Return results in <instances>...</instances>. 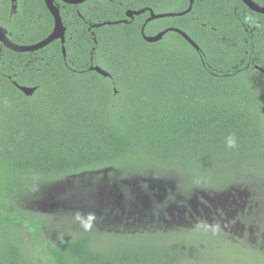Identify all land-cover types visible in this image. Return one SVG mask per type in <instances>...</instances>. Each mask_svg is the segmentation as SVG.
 <instances>
[{
  "label": "trees",
  "instance_id": "obj_1",
  "mask_svg": "<svg viewBox=\"0 0 264 264\" xmlns=\"http://www.w3.org/2000/svg\"><path fill=\"white\" fill-rule=\"evenodd\" d=\"M56 3L66 57L61 41L32 53L0 45V264H264V15L242 0H195L188 15L146 28L178 27L197 50L175 33L148 43L145 15L116 23L144 7L184 12L189 0ZM11 13L12 0H0V25L16 44L53 32L44 0H18ZM15 82L37 91L27 97ZM150 179L172 190L163 206L158 190L150 195L163 220L114 226L113 193L139 207L131 189L149 192ZM241 192L245 238L207 223L225 210L206 197ZM194 199L210 212L169 221ZM47 202L66 207L47 213Z\"/></svg>",
  "mask_w": 264,
  "mask_h": 264
},
{
  "label": "rangeland",
  "instance_id": "obj_2",
  "mask_svg": "<svg viewBox=\"0 0 264 264\" xmlns=\"http://www.w3.org/2000/svg\"><path fill=\"white\" fill-rule=\"evenodd\" d=\"M173 11V9L164 7V10L162 8L159 9L157 14H167L172 13ZM169 38H173V36L169 35ZM144 183H147L149 185V192L143 193L141 187L135 185L131 189L133 193L139 192L140 194H142L139 207L134 206L131 201L128 202L130 199L123 196L119 191L113 193V199L111 203L115 206V210L119 212L116 217L113 215L111 216V218L114 219V221H111L114 226L121 227L122 225H125L127 227L138 229L139 226L145 227L149 223L160 222L163 220V215L154 214L156 210L154 209L155 202L150 201V195H152V192H154L155 190H158L160 192V195L154 198H156L155 201H157L160 206H163L164 198H166V196L172 190H170V188H162L156 185L153 179L144 181ZM182 196H179V198H183ZM242 198V192L239 193V195L237 196H232L229 194L225 198H223L222 201H219V203L216 204L211 202L212 198L206 197V199L214 209L218 210V208H221L225 210V215L223 217H221L220 219L217 217V219H215V217L218 216V213H215V217L211 218L210 216V219H208L209 221H207V223L210 224L212 221L218 223L221 221L223 227L232 235L245 238V235L248 230L247 227L243 224V214L245 212V205L241 204V202L243 201ZM182 200H185V197ZM44 206V212L54 213L62 208H65L66 203L47 202ZM189 207L190 208L182 209L178 213V215L170 213L169 221L174 224L190 225L191 222H196L195 218L200 216L201 211L205 213L210 212V209L202 207L200 201H198L197 199L192 200ZM187 209H190L191 212H188ZM176 211L178 212V210ZM104 212V208L99 207L97 210V218L102 217L104 215ZM79 226L80 225H70V228Z\"/></svg>",
  "mask_w": 264,
  "mask_h": 264
},
{
  "label": "water",
  "instance_id": "obj_3",
  "mask_svg": "<svg viewBox=\"0 0 264 264\" xmlns=\"http://www.w3.org/2000/svg\"><path fill=\"white\" fill-rule=\"evenodd\" d=\"M60 1L63 2L64 4H67V5H82L89 0H60ZM242 1L253 12L264 15V6H260L254 0H242ZM44 2L46 4L50 14L54 18L53 32L46 39H44L43 41L38 42L36 44L19 45V44L12 42L9 38L8 30L5 29L3 26H0V43L4 47H6L7 49H9L13 52H16V53H32V52L42 50V49L48 47L49 45H51L52 43H54L56 41H61L63 44L64 56L65 57L67 56V50L65 47L67 27L64 24V21H63L62 15H61V7L56 3V0H44ZM193 2H194V0H191V6L189 7V9L187 11L181 12V13L157 14L154 10L147 8V9H141L138 11L128 10L126 12V16L128 18L134 19L136 16H140V15L146 13L147 11H149L150 16L146 21V24H147L149 22L156 21V20L186 15L192 10ZM17 10H18V0H12V13L11 14L14 15L17 12ZM121 22L122 21H119L116 23H121ZM109 24H115V23H109ZM102 26H105V24H99V25H96L95 27H102ZM169 32H176V33L180 34L194 48H196L197 50H200V46L196 42H194L187 33H185L184 31H182L180 29H177V28L166 29V30L161 31L160 33H158L156 35H151V36H147L144 32V29H143V35H144L146 41L148 43H152V44L158 43L159 41L163 40V38ZM1 63H2V55L0 52V66H1ZM90 70L94 71V72H96V73H98L104 77L110 76V73L107 72L105 69H103L101 66H92L90 68ZM261 70L264 71L263 69H261ZM14 84L27 97H32L35 94V92L37 91V88H35V87L21 86L17 82H15Z\"/></svg>",
  "mask_w": 264,
  "mask_h": 264
},
{
  "label": "flooded vegetation",
  "instance_id": "obj_4",
  "mask_svg": "<svg viewBox=\"0 0 264 264\" xmlns=\"http://www.w3.org/2000/svg\"><path fill=\"white\" fill-rule=\"evenodd\" d=\"M190 1V4H189V7L191 6V0H189ZM163 4H164V0H163ZM194 5H195V0H194V2H193V7H192V10H193V8H194ZM147 8H150V9H152L151 7H144V8H142V9H147ZM189 9V8H188ZM187 9V10H188ZM139 10H141V9H139ZM153 10V9H152ZM186 10V11H187ZM192 10L189 12V13H191L192 12ZM136 11H138V10H136ZM185 12V11H184ZM172 13H178V12H172ZM181 13V12H180ZM188 13V14H189ZM188 14H186V15H188ZM143 15H145L146 17H145V20L143 21V23H142V26H141V34H143V29H144V32H145V34H146V28L148 27V25L150 24V23H152V22H154V21H152V22H149V23H147L146 24V21H147V19L149 18V16H150V12L149 11H147L146 13H144V14H142V16ZM186 15H183V16H186ZM177 17H182V16H177ZM170 18H173V17H170ZM170 18H165V19H170ZM135 19V18H134ZM134 19H131V18H128L127 16H126V18L125 19H123V20H121L122 22L121 23H124V24H130L132 21H134ZM119 22V21H118ZM183 23V22H182ZM1 26V25H0ZM171 28H177V29H180V28H178V27H175V26H168L167 28H165L164 30H166V29H171ZM180 30H182V29H180ZM163 31V30H162ZM182 31H184V30H182ZM185 33H187L186 31H184ZM171 33H175V34H177V35H179V36H181L180 34H178V33H176V32H169L168 34H171ZM158 34V33H157ZM167 34V35H168ZM188 34V33H187ZM156 35V34H155ZM166 35V36H167ZM189 35V34H188ZM190 36V35H189ZM182 37V36H181ZM10 38V37H9ZM190 38L193 40V38L190 36ZM184 39V38H183ZM11 40V39H10ZM185 41H187L186 39H184ZM12 41V40H11ZM194 42H195V40H193ZM13 42V41H12ZM188 42V41H187ZM15 43V42H14ZM189 43V42H188ZM190 44V43H189ZM0 45L1 46H3L1 43H0ZM191 45V44H190ZM4 47V46H3ZM191 47L194 49V47L191 45ZM6 48V47H5ZM7 49V48H6ZM0 52H1V55H2V52H3V49L2 48H0ZM92 66H98V65H92ZM104 69V68H103ZM111 77V75L110 76H108V77H106V78H110Z\"/></svg>",
  "mask_w": 264,
  "mask_h": 264
}]
</instances>
